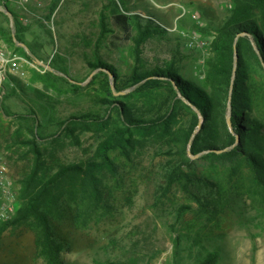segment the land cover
Segmentation results:
<instances>
[{
    "label": "rangeland",
    "instance_id": "rangeland-1",
    "mask_svg": "<svg viewBox=\"0 0 264 264\" xmlns=\"http://www.w3.org/2000/svg\"><path fill=\"white\" fill-rule=\"evenodd\" d=\"M53 1L32 4L37 10L31 13L9 2L26 48L17 43L14 18L12 27L8 14L0 10V50L8 59L17 57L16 66L7 63L0 81V106L5 110L0 111V169L4 167L15 207L0 224L16 215L23 180L34 167L37 151L41 178L54 173L59 163L93 156L103 131L94 125L69 126L68 119L105 113L95 101L102 91L100 80L87 85L90 73L99 70L90 65L95 54L113 64L123 80L135 67L168 64L199 82L216 29L232 8L231 0H55V6ZM116 8L139 14L144 30L151 28L148 37L138 41L139 28H134L136 39L114 49L109 41L115 34L111 14ZM109 82L118 99L135 88L117 90L114 79L109 77ZM77 83L82 86L75 88ZM167 150L164 142L149 139L140 141L129 158L112 154L118 182L109 176L106 183L113 189V214L86 229L75 228L69 220L56 223L65 243L62 264H202L214 252L216 264H264V214L246 197L233 196L219 223H206L199 233L198 225L187 224L193 214L177 217L179 206L196 203L177 184L161 194L174 158ZM193 166L199 176L209 177L212 171L208 160ZM4 201L0 188V205ZM0 264L47 263L36 255L33 231L11 225L0 236Z\"/></svg>",
    "mask_w": 264,
    "mask_h": 264
},
{
    "label": "trees",
    "instance_id": "trees-1",
    "mask_svg": "<svg viewBox=\"0 0 264 264\" xmlns=\"http://www.w3.org/2000/svg\"><path fill=\"white\" fill-rule=\"evenodd\" d=\"M231 2L230 14L210 43L204 78L199 82L168 64L135 67L123 80L113 64L95 54L90 65L99 70L87 85L100 80L102 91L95 101L105 107V113L72 116L68 125L97 126L103 131L102 139L91 158L59 163L55 172L44 178L39 176L42 161L37 151L34 167L23 180L16 215L0 224V236L11 225L24 226L34 233L36 255L47 264H62L65 243L55 224L69 220L75 228L86 229L112 215L113 189L106 183L107 178L117 176L112 154L129 158L140 141L149 139L164 142L167 152L173 154L161 194L177 184L196 203V207L179 206L176 214L179 218L193 214L187 224L192 228L198 225L197 233L206 223H219L233 196L246 197L254 210L264 214V0ZM4 6L13 15L15 36L21 41L17 15L9 3ZM29 8L37 10L32 4ZM112 12L115 34L109 44L114 49L136 39L134 28H139L138 41L151 33L150 27L144 30L139 14L118 8ZM152 27L158 29L156 24ZM7 40L13 43L12 36ZM234 42L238 55L235 63ZM109 73L117 90L135 88L118 99ZM132 97L139 102H132ZM0 111L5 113L3 106ZM228 111L232 130L227 123ZM201 159L211 164L209 177L199 176L193 166ZM217 258V252L210 253L202 264H216Z\"/></svg>",
    "mask_w": 264,
    "mask_h": 264
},
{
    "label": "built area",
    "instance_id": "built-area-1",
    "mask_svg": "<svg viewBox=\"0 0 264 264\" xmlns=\"http://www.w3.org/2000/svg\"><path fill=\"white\" fill-rule=\"evenodd\" d=\"M13 1L15 4H17L22 9V12L31 13L29 6L33 3L39 5L41 0H3V4L0 5V7L6 8L4 4L13 2ZM16 59H17L16 56L12 57L11 59H8L5 56L4 52L0 50V81L2 78V73L5 71L7 67V63H10L11 66H16ZM0 188H1L2 195L6 199V201H4L0 205V220H5V219H8L14 213L15 207L11 204L13 200L12 199L13 196L10 191L9 184L5 177L4 167L0 169ZM155 264H163V263L160 260L156 262Z\"/></svg>",
    "mask_w": 264,
    "mask_h": 264
},
{
    "label": "water",
    "instance_id": "water-1",
    "mask_svg": "<svg viewBox=\"0 0 264 264\" xmlns=\"http://www.w3.org/2000/svg\"><path fill=\"white\" fill-rule=\"evenodd\" d=\"M0 10H2V11H4L5 13H7L8 14V16L10 17V20H11V26L13 27V17H12V14H11V12L9 11V10H7V8H2V7H0ZM14 39H15V37H14ZM18 43V45H20V46H23V47H25L26 48V44L24 43V42H20V41H18L17 42ZM234 47V63L236 62V60H237V49H236V44H235V42H234V45H233ZM257 50V49H256ZM37 62H39V63H42V61L41 60H39V59H37ZM235 68V67H234ZM95 73V71H93V72H91L90 73V75H89V78L93 75ZM109 77H110V79H113V76H112V74L111 73H109ZM112 86V88H113V85H111ZM186 102H188L186 99H184ZM227 123H228V127L230 128V130H232V126H231V121H230V116H229V111H228V114H227ZM200 124H201V119H200V122H199V124L197 125V129L200 127ZM196 129V130H197ZM190 154V153H189ZM191 155V154H190ZM192 156V155H191ZM197 156V155H196ZM193 157H195V156H193Z\"/></svg>",
    "mask_w": 264,
    "mask_h": 264
}]
</instances>
